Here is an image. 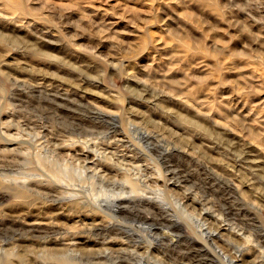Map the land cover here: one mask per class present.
Returning a JSON list of instances; mask_svg holds the SVG:
<instances>
[{"label": "rangeland", "instance_id": "obj_1", "mask_svg": "<svg viewBox=\"0 0 264 264\" xmlns=\"http://www.w3.org/2000/svg\"><path fill=\"white\" fill-rule=\"evenodd\" d=\"M32 85L72 96L48 99ZM95 108L116 116L115 131L98 127ZM79 122L104 131L74 145L65 129ZM129 122L153 138L137 139ZM10 178L25 194L13 195ZM115 190L167 202L164 213L125 199L113 218L95 212L144 221L156 233L150 248L83 224L94 199ZM66 192L78 203L53 200ZM50 206L63 209L51 219L82 238L84 251L106 236L130 249L78 264H139L133 245L163 264H212L185 238L201 227L221 233L215 242L241 257L235 264H264V0H0V208L27 221L52 215ZM176 216L183 233L166 226ZM165 237L180 248L165 247Z\"/></svg>", "mask_w": 264, "mask_h": 264}, {"label": "bare ground", "instance_id": "obj_2", "mask_svg": "<svg viewBox=\"0 0 264 264\" xmlns=\"http://www.w3.org/2000/svg\"><path fill=\"white\" fill-rule=\"evenodd\" d=\"M14 83H18V81L15 80ZM21 83H23V82H21ZM32 87L34 88L33 91L42 94L45 98H48V99L59 100V99H61V97H59V96H61L63 94L68 95L67 93H62L60 91L58 92L55 90L53 93H50V91L47 89L46 86L43 87L40 85H32ZM68 96H72V95L69 94ZM73 97H75V96L73 95ZM91 110L95 115V116H93V118L100 119L99 120L100 125L98 127H102V129H103L104 124H108L109 126L112 125V126H110V128H112L114 131L116 130V125L118 123L116 120L117 118L114 114H111V113L107 114L106 112L101 111V110L96 109V108L91 109ZM8 112L12 113L13 110L12 111L10 110ZM105 118H108L109 120H107ZM95 127H97V126L96 125L92 126L90 124H85L82 122H79L76 124L70 123L69 126L66 127L67 129H65V132L72 135L70 138H68V140L70 141V139H71V143L76 144L77 142H80V141L85 142L84 139L83 140L80 139V136L82 134H92L93 135V134H99L102 131H104V130H99L98 128L95 129ZM127 129L130 130L131 132H134L136 134V138L139 140L144 139L146 141L148 139L153 138V136L150 134V132L146 131L142 126H137L135 123L129 122ZM108 133L109 132L106 131V132H104V135H107ZM66 137H67V135H66ZM90 139L91 138H89L88 140H90ZM22 142H24V141H22ZM29 142L30 141H27V143H29ZM60 143H62V142L60 141ZM83 144H85V143H83ZM146 146H147V144H146ZM61 147L63 148V146H61ZM73 147H75V146H73ZM84 151H86V153L88 152L87 150H84ZM40 158L41 157H38L37 160L42 161L41 160L42 158L41 159ZM24 175H22V176L24 177ZM28 176H30V175H27L26 177H28ZM52 176L56 177L59 181H62V182L65 180V177H66L65 175H63L62 177L55 176L54 173L52 174ZM102 178H103V179H101L102 181H104V179H105V181H107V182H115L112 180V178L111 179L107 178V177H105V178L102 177ZM19 179H20V177H19ZM10 180L14 183V185L11 187L12 189H14V192H13L14 196L20 197V196H22L21 194H23V193L25 194V192H24L25 190H28V189H26L27 187L24 184V182H19L16 180V178H13V179L10 178ZM31 182H32V180H31ZM119 182L123 184L122 187H124V185L126 183L128 185L130 184V190L135 191L136 186L133 182H131V181L129 182L125 178H123V180H119ZM35 185H36V183H35ZM62 186H64V185H62ZM29 188H30V186H29ZM114 189H117V188H114ZM112 192H111L112 194H110L109 196L94 199L95 200L93 202L94 207L89 209V211L91 212V215L89 217H84L83 224L85 225V227L87 226V229L90 231L95 230V229H99V228L108 230L109 228L113 227L115 229L121 230L122 231L121 236H123L127 240L131 241L132 238L139 237L140 238L139 240H141L139 242L146 243L147 248H150L151 246H153L154 243L152 242V240L154 239L153 237L156 236L155 235L156 233L153 232L152 231L153 228H151L150 225H148L147 223L145 224L144 221L140 222L139 224H134L133 222H131L133 224L124 225L119 219H117L119 221H117L116 219H111V220L105 219V221L101 220L96 216L95 212H97V211L105 212L106 211V214H108L110 217L113 218V216H115V214H117L122 208H124V207L120 206L119 202L121 200L125 199L127 201L137 200L140 202L148 203L147 204L148 206L156 207L158 210H160L162 213H164L165 211H167V208H168L167 202L165 200H163V198L160 195H157V194L152 195V196H150V195L147 196V194L145 195L144 193L142 194V192H141V194L132 195L130 193H127L126 196H123V195L121 196V194H123L124 191L120 190L119 192L118 191H116V192L112 191ZM45 193L46 192H44L43 194H45ZM49 197H51V196H49ZM52 198H55V197L52 196ZM60 198L61 199H67V200L72 199V197L69 196V194H68V196L57 197L53 200L54 201L57 199L59 200ZM71 201L74 203H78L76 200H71ZM81 203H82V201H81ZM89 205H90V203H89ZM49 208H50V210L51 209L55 210V213H52V215L51 214L45 215L46 213H41L39 215V213H36L35 216L38 215L36 218H32V220H27V221L25 219H23V221H22V219H20V220L19 219H17V220L9 219L6 217L7 215H9L8 212L6 210H4L3 208H0V264H78L75 260L80 258V257H83L84 255H94L95 257H103V256H113V257L118 256L119 257L120 255L129 253L128 252L130 250L129 247L127 245L126 246L122 245L125 242V240L109 239V237H108V239H106L107 236L103 237L101 239V241L100 240L98 241L99 243L105 244L102 248L89 249L90 252L84 251V249L82 248L83 246L79 247L78 246L79 244H77V243H82L80 240L82 238L77 237L76 236L77 234L71 235V233L68 229L63 228L64 225L61 227L62 224L60 225V224H58V222H54L51 219V217H53V215L58 216L57 214H64L61 212V210L63 211V209L57 208L54 206H50ZM70 208H72V206ZM77 208H79V207H77ZM17 210L18 209L14 208V210L11 209L10 211H17ZM36 210L40 211L42 209L37 208ZM71 210H73V209H71ZM107 211H108V213H107ZM28 213L29 212H27V214ZM30 213H32V212H30ZM23 214H25V213H23ZM20 215L18 214L17 218L20 217ZM32 215H34V214H32ZM81 218L83 219L82 216H81ZM82 219H80L79 222H81ZM129 224H130V222H129ZM149 224H150V222H149ZM152 225H153V223H152ZM166 226H167V228H171L173 230H178L181 233L185 232L187 230L186 228H188V226H186V224H184V222H182V220L177 216L175 218H168ZM82 227H84V226H82ZM201 228H203V227H201ZM201 228L198 231H196L197 235L196 234L194 235L193 231H192L193 234L186 231L185 238L190 243H193L194 245H198L199 247H201L203 249V251L211 253L212 257H214V262L212 264H235L238 260H241V257H239L237 255L231 256L228 253H226L225 250H223V248L220 247V245L215 242L214 236H217V237L220 236L221 237V233L219 234L218 230H215V229L211 230V228H209V229L208 228L201 229ZM77 229H79V228L76 227V230ZM79 230L83 231V229H79ZM78 233H80V232H78ZM168 234H169V232H168ZM170 234L172 235V233H170ZM170 234H169V236H170ZM161 237L163 239L164 235L162 234ZM117 238H119V237H117ZM85 240H89V238H87ZM96 240H97V238H96ZM178 242H179L178 239H173L172 237H165V247L170 246L172 248H177V247H179ZM109 243H116V244H120L121 246L118 245L119 247H116V248H114V246H113V248H112V246H111L112 244L110 245ZM230 243L232 244V241H230ZM160 245L163 246L164 244H160ZM133 246L134 247H132L131 250L133 251L134 254L136 253L139 255L138 256V259H139L138 263L139 264H163L162 260L159 261L155 257L149 255L148 253L144 254L143 252L138 251L137 248L135 247V245H133ZM235 247L239 248L240 246L236 244ZM138 248H139V245H138ZM126 250H128V251L126 252ZM87 251H88V249H87ZM187 251L188 250H186V252ZM113 257H112V259H113ZM124 257H125V255H124ZM129 258H131V256H129ZM115 261H117V260H115ZM100 264H102V262Z\"/></svg>", "mask_w": 264, "mask_h": 264}]
</instances>
